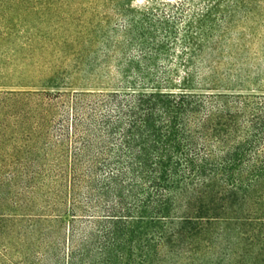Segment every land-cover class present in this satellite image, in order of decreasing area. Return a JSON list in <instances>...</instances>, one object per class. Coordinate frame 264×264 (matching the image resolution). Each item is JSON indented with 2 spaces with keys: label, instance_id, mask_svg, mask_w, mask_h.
I'll return each instance as SVG.
<instances>
[{
  "label": "trees",
  "instance_id": "1",
  "mask_svg": "<svg viewBox=\"0 0 264 264\" xmlns=\"http://www.w3.org/2000/svg\"><path fill=\"white\" fill-rule=\"evenodd\" d=\"M20 8L0 0V21ZM29 67L0 68L1 241L29 220L62 225L56 264H264V88L148 91L147 63L125 85L55 90Z\"/></svg>",
  "mask_w": 264,
  "mask_h": 264
},
{
  "label": "rangeland",
  "instance_id": "2",
  "mask_svg": "<svg viewBox=\"0 0 264 264\" xmlns=\"http://www.w3.org/2000/svg\"><path fill=\"white\" fill-rule=\"evenodd\" d=\"M261 1L243 10L235 6L237 0H186L182 5L178 0H127L119 13L107 0H20L18 14L0 21V68L13 72L19 63L34 65L55 90L84 84L78 75L95 80L90 82L96 86L125 85L119 72L147 63L154 66L153 74H140V86H149L148 91L264 88ZM123 20L130 26H120ZM125 61L132 67H123ZM154 75L166 83H147ZM2 225L8 229L0 245H8L14 264H41L37 258L56 264L67 252V243L55 242L62 225L29 220Z\"/></svg>",
  "mask_w": 264,
  "mask_h": 264
}]
</instances>
